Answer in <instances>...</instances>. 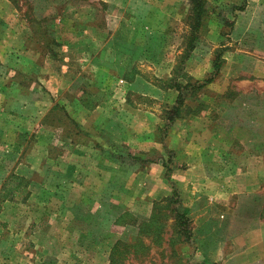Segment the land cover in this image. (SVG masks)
Returning a JSON list of instances; mask_svg holds the SVG:
<instances>
[{
  "label": "rangeland",
  "instance_id": "rangeland-1",
  "mask_svg": "<svg viewBox=\"0 0 264 264\" xmlns=\"http://www.w3.org/2000/svg\"><path fill=\"white\" fill-rule=\"evenodd\" d=\"M154 1L160 0H0V33L9 28L10 43H14V29L21 31L24 40L19 39L20 42L15 43L14 47L23 42L28 48H33L34 39L42 44L40 46L35 43L34 48L37 50L40 48L45 52L37 62L42 61L40 63L43 73L47 76L44 84L48 87L47 89L41 84L39 91L48 99L51 92L50 72L55 73L56 69L60 72L65 63H77L82 59L76 55L81 52L80 50L98 49V45L102 43L98 40V33L106 35L114 31L121 33V36L126 38L122 41L109 42L108 48L119 49L120 59L124 64L123 71L131 68L148 78L150 82L162 84L157 75L166 73L168 63L173 60L174 48L182 50L185 48L193 17L190 0H169L171 3L179 2L182 5L180 7L184 8L172 9L168 12L169 15H166L167 11L162 8L155 10L153 14V10H149L148 6ZM251 2L252 6L247 12L245 7L249 4L248 0H205V22L209 21L208 29H215L216 34L211 38L203 35V40L199 41L200 46L198 44L195 48L198 49L199 56H192L189 58L190 61L188 58L180 61L182 56L174 59L176 66H182L181 62H184L182 72L185 74L182 78L186 79L187 71L194 67L192 65L200 56L222 52L223 76L217 86L215 83L210 85L211 95H208L207 99L200 98V95L206 96L208 90L206 86L194 91L184 89L187 100H219L218 110L222 113L216 111L215 118L218 122L213 118V123L215 130L222 134V138L218 136L222 149L214 156L221 162L214 163L210 168L191 170L186 175L188 172L185 169L186 165L179 159L180 167L174 174L179 190L177 194L179 205L172 201V187L160 170L152 172L153 189L155 188V194H159L158 198L150 197L146 200L142 198L145 191L150 192L152 189V185L146 184L145 173H142L145 169L139 170L137 185H127L123 182L122 186L116 189L118 200L109 194L111 188L107 185L106 190L110 191L106 192L100 202L76 201L73 196L67 202V186H54L56 180L50 177V166L68 164L69 149L62 143L61 137H65L69 132H75L82 118L80 117L77 122L75 117L71 120L62 112L53 119L48 117L43 122L46 130L44 134L48 138L43 144L39 145V139L32 136L18 138L22 144L26 142V151L29 155L26 156L25 153L14 155L13 149L11 152H5L8 155L0 154L1 160L5 158L7 170L12 169L15 173L23 175L21 182L18 181L20 193L17 199L0 203V264H196L200 261L208 264H240V260L243 259L241 256L237 261L226 260V254L230 251L228 247L219 250L220 248L212 246V242L224 240L229 235L224 230L223 220L228 221L226 227L229 230L231 228L234 230L236 227L239 228L238 224L241 223L238 219L255 224L256 212L260 219H264V79L263 73L259 71L260 65L264 64L262 44L264 40L263 35L259 33L261 24H264L260 21V18L264 19V12L260 9L262 0ZM18 17L22 19L21 24L18 22L14 24L13 20ZM240 17L248 18L249 24L243 25V22H240L242 25L237 26V32H231L232 36L226 35L235 28L229 22ZM170 27L171 31L175 32L173 40L168 39L167 35ZM205 28L206 26H203L201 35L208 31ZM248 30L250 34H247ZM146 34H150L153 40H147ZM2 48L5 49L4 46ZM49 51L59 57H52ZM234 51L238 53V57L231 56ZM35 52L29 50L28 54L32 56L27 55L29 60L34 61V56L38 55ZM242 65L258 66V69L253 73L238 72L239 66ZM11 66V69L21 70V64L18 61L14 64V59ZM13 73L18 74L16 71ZM26 74L28 91L34 95V88L38 85L37 79L30 71ZM46 79L49 81L45 82ZM60 90L63 100H69L72 88ZM15 91L10 90L11 94L16 93ZM95 93L98 94V91ZM88 94L90 99L87 97ZM212 95L215 97L210 99ZM80 96L87 98L86 100L95 98L86 89L80 91ZM118 98L124 99L125 96L121 95ZM128 98L137 102L158 100L133 93ZM225 100H229L230 103L232 100L237 101L234 105L232 103L230 106H223L221 102ZM63 104L66 106L65 102ZM243 104L249 106V109L245 110ZM224 110H227V120L225 117L218 118ZM244 111L247 114L242 116ZM232 117L234 122L230 123L228 120ZM18 122L6 114L0 115V124L11 131L19 127ZM33 123L28 125L29 129L33 127ZM233 123L236 124L235 133L242 134L243 128L249 132L246 136L240 137L241 139L234 137L229 146L224 145L222 143L230 140V137L228 138L222 131L226 128L230 130ZM8 139L9 142L12 140L15 142L13 135ZM46 146H49L48 154H52L53 151L54 155L59 150L60 164H57V160L54 162L48 158L42 168L30 169L17 162L27 160L26 162L31 165L41 164L43 157H36V153L40 152V149L44 153ZM21 148L22 146L19 150ZM209 149L213 150L210 147ZM225 152L230 154L229 158ZM138 153L139 158L156 159L157 164H160L162 157L168 158V149L161 153L156 149L148 153ZM242 156L250 158L245 168L243 166L247 163H241ZM122 159L124 163L134 161L129 155ZM224 159L228 160L227 165L223 162ZM14 167H17V170ZM5 171L6 169L0 168V181ZM58 172L57 176L63 177L68 173L66 168L63 170L58 168ZM78 175H82V172ZM122 175L123 181H126L128 173L124 171ZM42 178L43 180L47 178L44 187L39 184ZM31 179L33 183L30 182ZM183 179L186 183H183ZM27 182L31 183L29 187ZM138 194V200H131ZM186 194H191L189 200L194 194H208L211 196L212 205L216 204L218 207L221 206L218 200L221 195L231 194L233 205L231 203L229 205H232L233 209H243L247 213L238 218L239 211L230 209L227 212L228 217L221 218L212 207L210 214L212 224L204 220L202 222L206 225H200L201 223L197 224L189 214V207L185 204V200H188ZM176 206L180 210H185L190 219L187 225L191 231L189 239L177 231L174 212Z\"/></svg>",
  "mask_w": 264,
  "mask_h": 264
},
{
  "label": "crops",
  "instance_id": "crops-1",
  "mask_svg": "<svg viewBox=\"0 0 264 264\" xmlns=\"http://www.w3.org/2000/svg\"><path fill=\"white\" fill-rule=\"evenodd\" d=\"M248 3L249 4L245 7L247 12H249L248 9L252 6L251 0H248ZM180 6L182 5L177 1L171 3L169 0H160L150 4L148 9L153 10L154 14L155 10L162 8L167 11L166 15H169V11L176 8L179 10L182 8ZM182 9L184 10V8ZM260 9L264 12V0L261 2ZM244 12L245 10L243 13ZM9 20L10 22L12 21L11 19ZM21 20L22 19L18 17L13 20V23L15 24L18 22L21 24ZM260 21L264 22V19L260 18ZM240 22H243V25H248L249 19L240 17L236 20H231L229 24H232V26L234 25L235 28L233 31H228L226 35L232 36L231 32H237V26L242 25ZM208 23L209 21L206 20L205 22L204 19L203 26H206L205 29H208ZM214 23L216 24V21H214ZM261 25L259 33L263 35L262 39L264 40V24ZM203 26L200 28V32L203 30ZM169 30L170 31L167 33L168 39H175V32L171 31L172 27H170ZM9 32V28H6L2 34L0 33V115L6 114L11 116L18 120L20 125L18 128L11 131L0 124V151H2L0 154L8 155L5 154V152H11V149H13L14 155H22L23 153H25L26 156L29 155L28 151H26V142L22 144L18 138L32 136L39 139V145H41V143L43 144L45 139H48L45 137L44 132L46 130L43 124L44 120L48 117L53 119V117L59 115V112L67 114V117L71 120L75 117V121L77 122L81 117L83 123L81 121L78 126H76L75 132H69L65 137L62 136L64 138L61 137L62 143H65L69 149L68 164L65 166L59 165L58 167L56 164L50 166V177L56 180L54 186H67V202L72 199V196L76 201L100 202L104 199L106 192L110 191L106 190L107 185L111 188L109 194L117 199L116 189L122 186L123 182L127 185L138 184V172L141 169H145V172L143 171L142 173H145L147 179L146 184L152 185L151 191H145V193L142 194V198L145 200L150 199V197L152 199L158 198L159 194H155V188L153 189L154 175L152 172L160 170L161 173L165 175V167L162 161H166V158L163 159L162 157L160 164H157L156 159L149 160L147 158H144L143 161L134 160L129 163H124L122 157L125 155H120L122 151L138 156V152L148 153L156 149L161 153L163 150L165 151V149H168V151L171 150L173 153V163L176 164V166L171 165L173 167L171 174L173 179L175 171L180 167L178 165L180 162L179 159L186 165L185 169L188 171L186 175H188L191 170L210 168L214 163L221 162L220 159L214 156L218 153L219 149H222L220 146L221 139H219V137L222 138V134L215 130L213 123L214 120L218 122L215 118L216 111L222 113V111L218 110L217 102L219 100H187L184 96V100L179 106L178 112L174 114V112L171 111L172 106L176 102L177 91L171 86L170 78L173 75L174 69L178 66H176L174 59L178 56H182L184 48L183 50L174 48V54L172 53L173 60L168 63L166 73L159 76L157 75V77H160V81L162 80V84H156L137 73V70L133 71L131 68H128V70L123 71L124 64L123 61L121 62L119 49L116 47L111 49L108 48L109 42L122 41L126 37L121 36V33H117L116 31L109 35L98 33V40L102 42L98 45V49L90 48L80 50L81 52L76 55L79 58L82 57V59L77 63H65V65H63L64 70L60 69L59 72V70L56 69L55 73L57 75L54 71L50 72L52 73L50 81L49 79L45 81L50 82L49 87L51 92L50 99H48L39 91L41 84L47 89L48 87L44 84V80L47 76L43 73L42 63H40L42 61L37 62L39 57L43 56L45 52H43L42 49L40 50V48L39 50L34 48L35 43H38L35 39L33 48H28L26 43L23 42L19 44L20 46L14 47L15 43L20 42L19 39H21V41L24 40L23 33L21 31L19 32L18 29H14L13 35H15V40L14 43H10L11 39ZM204 34L211 38L216 34V30L210 28L207 32L202 33V35L199 33L195 46L189 54L190 57H187L188 59H191L194 55L199 56L198 49L195 48L198 44L200 46ZM247 34H250V30H248ZM90 37H92L91 34ZM145 38L147 40H153L150 34H146ZM262 44L264 45L263 42ZM38 45H40V43H38ZM3 46L5 49L2 48ZM29 50L34 52L37 50L35 53H38V55L34 56V61L29 60L27 56L29 55ZM169 53L171 54V51ZM51 54L52 57H59L56 56V54ZM71 55L74 56L73 53H71ZM29 56L32 57L31 55ZM231 56L238 57V53L234 51ZM214 57L215 55L213 52L200 56L198 58L199 60L192 65L194 67H192L190 71L186 70V76L189 80L193 79L194 81H199L209 75L213 68L212 62ZM13 59L14 64L15 61L21 64V70L19 68H17L18 70L11 69V62ZM65 61L67 62V60ZM181 63L183 71L184 62ZM262 65H260L259 71L263 73L262 78L264 79V64ZM22 67L24 68L23 71ZM257 69L258 66L248 67L247 65H242L239 66L238 72L253 73ZM13 71H16L18 74H14ZM27 71H30L37 79L38 85L36 84L37 86L34 88V95L28 91L29 89L26 82ZM223 72V69L219 70L217 74L219 77L216 75L210 83L205 85L208 87V90L206 91V96L200 95L201 99L203 97L207 99V96L211 95L210 85L215 83L214 85L217 86L223 76ZM179 80L182 82L186 81L185 78L183 79L182 77H180ZM223 83L225 84V82H222V84ZM228 84L229 83L226 81V85ZM70 88H72L70 94L72 96L69 95V100H63L60 89L69 90ZM11 89L16 90V93L11 94ZM82 89L88 90L90 94L95 97L94 100L82 98V95L80 96V91ZM97 91L98 94L95 93ZM132 93L139 94L140 96H149L151 99L158 100H141L137 102V100H130L128 98ZM245 93L247 94V92ZM121 95L125 96V98L117 99V97H121ZM87 97L90 99L89 94ZM213 97H215V95H212L210 99H213ZM236 101L237 100H232L231 102L233 104L230 103L229 100H225V102L221 103L223 106H230L231 104L234 105ZM64 102L66 106H64ZM243 105L245 110L249 109V106ZM245 112L246 111L242 112V116L247 114ZM226 113L227 110H224L223 114L218 118L221 117L225 119ZM171 116L173 119L169 118ZM228 121H230V123L234 122V117ZM244 121L246 120L244 119ZM31 122H34L33 127L29 129L28 125H30ZM235 126L236 124L233 123L230 130L226 128L222 131L228 138L230 137V140L227 139L222 144H228L229 146L234 137L241 139L240 137H244L248 134L249 131L244 130V128L242 134L238 132L235 133ZM11 135L14 136L15 142H13V140L9 142L10 140L8 138H11ZM105 137L109 140H106ZM212 140H214V142ZM55 141L59 140L55 139ZM21 146L22 148L19 150ZM120 146L124 147V149ZM209 147L213 148V150L209 149ZM48 148L49 146H46L44 153H42L41 149L40 152L36 153V157H43L41 164L31 165L29 163V165L28 162H26L27 160L24 161L23 159L24 162H17L23 164V167H28L30 169L32 167L42 168L48 158H51L54 162L57 160L58 164L61 158L59 150L53 155V151H51L52 154H48ZM225 154H227V158L230 157L229 153L225 152ZM241 158V163H247V165L243 167H247L250 158L246 159L243 156ZM223 162L226 163V165L229 163L227 159H224ZM4 163H6L5 158L1 160L0 157V168L6 169L5 173L2 175L3 179L0 181V193L4 192L3 188L12 185L16 187L11 197H6L4 199L0 197V201L3 199L2 202H10L17 199V195L20 193L17 186L18 180L14 178L15 174L20 175V173H15L12 169L7 170V167H5L6 164ZM14 168L17 170V167ZM58 168L59 170L66 168L68 172L66 176H57L59 173ZM124 171L128 173L126 181H123L122 174ZM79 172H82V175H78ZM46 179L47 178H44L43 180L42 178L39 184L43 187L46 186ZM182 181L186 183L185 179ZM30 182L33 183L32 179ZM30 182L29 184L27 182L28 187L31 184ZM60 189L63 188L60 187ZM78 191H82L83 193L79 194ZM185 197L188 198V200H185V204L189 207L190 216L195 219L197 224L201 223L200 225H206L202 222L204 220L212 224V216L210 215L213 209L212 207H214L213 210L216 209L221 218H227V212L230 209H232V211L235 210V212L239 211L237 215L238 218L247 213L243 209L232 208L233 195L231 194L221 195L222 198L220 197V199H218L221 202L220 207L216 204H214V206L212 205L211 196L208 194H194L190 200L191 194H186ZM138 199L139 194L131 198L133 201ZM229 203L232 205H229ZM66 206L68 208V205ZM255 216L256 221L254 217V225L251 222L248 224L247 221L238 219L241 223L239 222L238 224L239 228L236 227L237 230H232V228L229 230L226 227L228 221L225 222V220H223V225H225L224 230L229 235H227L224 240L213 241L212 246L214 245L215 248H220L219 250L227 249L228 247L230 251L226 254V260L228 259L231 262L237 261L241 256L243 259L240 260V264H264V219H260L257 212ZM214 242L215 244H213ZM216 262L220 261L216 260Z\"/></svg>",
  "mask_w": 264,
  "mask_h": 264
},
{
  "label": "trees",
  "instance_id": "trees-1",
  "mask_svg": "<svg viewBox=\"0 0 264 264\" xmlns=\"http://www.w3.org/2000/svg\"><path fill=\"white\" fill-rule=\"evenodd\" d=\"M204 2L205 0H190V5H191L190 9H191L193 20L191 23V32H190V35L188 36L186 46L182 52V59H180V61L185 60L190 54L191 50L194 48L196 40L200 33V28L204 24V19H205V14H206ZM221 53H222L221 51L216 52L215 57L212 62V67H213L212 71L210 72L209 75H207L202 80L191 81L186 76V79H185L186 81L182 82L181 80H179V78L183 77L185 74L184 72H182V66L178 65L174 69L173 75L170 78L171 86H173L174 89L177 91L176 102L172 106V110H171L172 112H174V114L178 112L179 106L182 104L184 100V96H185L184 89H187V90L191 89L192 91H194L196 89L204 87L207 83H210L216 77V75L218 74L220 70L221 64H222V57H221L222 54ZM169 118H172V116ZM120 153H121L120 155H123V154L129 155V157H131L132 160L143 161V159L139 158L138 156L128 154L127 152L122 151ZM162 164L165 167V177L169 181L172 187V195H171L172 201L175 203H178L179 205L180 200L177 197L179 190H178L175 180L171 176L172 170H173V167L171 165L176 166V164L173 163V153L171 150L168 151V158L166 159V161L163 160ZM14 178L17 179L19 182H21V180L23 179V176L15 174ZM15 187L16 186L12 185L10 187L3 188L4 192L0 193V197L3 199L6 197H11L12 192ZM2 200L0 201V203L2 202ZM174 212L176 216L177 231L179 232V234L183 235L186 239H189L191 236V231L187 225L189 224L190 219L187 216L186 211L182 209L180 210V208L178 209V206H176L174 208ZM196 264H208V263L200 261Z\"/></svg>",
  "mask_w": 264,
  "mask_h": 264
}]
</instances>
